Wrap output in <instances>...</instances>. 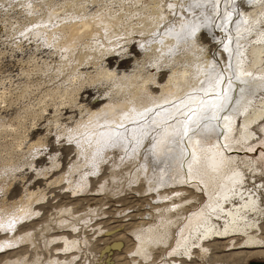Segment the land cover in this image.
<instances>
[{"label":"bare ground","instance_id":"bare-ground-1","mask_svg":"<svg viewBox=\"0 0 264 264\" xmlns=\"http://www.w3.org/2000/svg\"><path fill=\"white\" fill-rule=\"evenodd\" d=\"M5 1L16 7L20 5V8L14 15L16 26L13 30L6 32L3 24L0 27L1 80L14 78L18 83L33 81L37 84L48 80L50 85L53 80V83L70 80L63 90H55L61 91L60 94L68 97V101H56L52 106L55 125L61 128L57 134L59 146L55 147L56 144L50 141L53 137L50 112L47 111L50 107L44 102L38 103L36 109L30 106L20 111L22 119L17 121L16 127L0 128L1 150L15 147L14 152L10 149L9 153L7 150L6 154L0 155L2 161L11 163H6L7 167L21 165L23 161L33 165L42 155L41 148L45 151L51 149V145L55 148H78V154L85 159L79 163L86 164L102 142L110 141L113 145L125 133L127 140L130 137L136 141L135 145H139L134 149L136 159L133 158V162L136 166L137 162H142L145 164L142 166L154 176L152 171L159 159L150 158V161L139 154L143 146L149 147L147 153L150 156L153 147L164 146L170 127L169 133L175 132L172 144L179 149L181 158L178 159L181 160L175 168L170 164L164 167L153 181L156 183L158 177L160 179L164 172L169 171V183L184 185L170 193L166 190L159 192V196L168 197V201L164 199L159 205L160 212L156 215L154 227H139L136 231L142 240L137 252L143 254L145 260L151 259L154 250L160 246L162 252L171 249L169 257L178 258L166 259L162 264H188L186 259L192 258L197 251L205 256L212 245L218 246L226 240L229 249H238L232 251V255H242L246 259L250 256L264 257V249H258L264 248V178L255 177L264 175V87L261 86L264 83V36L261 32L256 44L244 49L242 64L237 66L221 57L226 51L225 45L231 40L228 34L233 24L232 17L226 18V13L234 10L226 9L228 0H143L140 6H136V0ZM114 1H122L119 9L115 10ZM247 3L249 6L241 15L238 11H233L234 14L248 20L249 29L256 22L264 23V0H247ZM168 30L181 35L180 48L177 41L170 43L166 40L167 49H164L165 41L161 39L163 32ZM112 33L115 35L111 43L105 44L104 38ZM109 46L114 47L113 51L108 49ZM106 49L108 52L105 53ZM208 53L218 61L210 58ZM139 58L141 60L138 61ZM206 58L207 63L204 61ZM148 64L156 65V71L151 73L146 68L140 78L142 70L135 68ZM206 64L214 66L213 75H206ZM221 73L224 74L222 85L210 87V94L206 95L207 88L203 89L206 82L209 79L215 82ZM234 73L244 79L251 78L253 86L241 93L240 89L247 86L240 81L232 82V89L227 93L229 102L215 112L216 119L204 137L192 135L191 131L185 137L176 136L178 121L198 112L202 101L215 102L216 92L228 88ZM85 79L89 82L85 83ZM108 79L113 80L114 86L103 91L99 82ZM6 95L3 91L0 96L3 116L14 108V101L8 104ZM18 96L20 98V93ZM2 115L0 118L4 122ZM139 121H146V126L134 129V124ZM24 124L22 137L14 136L16 142L11 145L13 138L7 139L6 132L18 130ZM41 134L45 136L25 146L28 150L22 148L26 140L32 141ZM159 134L161 137L156 138ZM260 147L263 148L258 150ZM6 171L11 173L8 169ZM186 193L190 198H183ZM42 195L33 197L39 199ZM186 200L195 202L186 205ZM51 264L66 263L54 260Z\"/></svg>","mask_w":264,"mask_h":264},{"label":"rangeland","instance_id":"rangeland-1","mask_svg":"<svg viewBox=\"0 0 264 264\" xmlns=\"http://www.w3.org/2000/svg\"><path fill=\"white\" fill-rule=\"evenodd\" d=\"M0 1V3L3 4H0V27L3 24V30L5 29L6 32H9L7 30L11 31L16 26L14 15H16V11H18L20 5L19 7L17 6V8L10 1L9 3L5 0ZM130 1L133 0H129V2ZM141 1L143 0H136L134 2L136 6H140L142 3ZM202 1L203 0H200V2ZM114 4L115 10L119 9L122 1H114ZM225 6L226 9H234L226 13V18H233V24L230 26V28H232L228 34L231 42L226 40L227 42L229 41V44L227 45V49L224 47L226 51L223 52L221 57L223 60H229L232 65L236 63V65L239 66L242 64L244 58V49H248L253 44H256V38L262 34L264 36L262 32L264 31V23L261 24L256 22V24L254 23L255 28L250 27L249 29L248 20L242 17L239 18L234 14L233 11H238L240 12L239 15H241L243 9L249 6L247 0H240L238 2L237 0H228ZM172 29L174 30L175 28ZM249 30L252 31L249 32ZM169 31L171 32V30L167 32L164 31L163 38L161 39L165 41L164 49H167L166 40H169L170 43L177 41V47L180 48L182 42L180 41L181 35L179 36L178 33L173 34ZM114 35L115 33H112L110 37L107 35L104 38L105 44L111 43V38L114 37ZM0 46H2V44H0ZM109 47L108 49L113 51L114 47ZM108 49L105 50V53L108 52ZM1 51L2 47L0 48V53ZM196 51L197 50H195V52ZM208 56L212 59L214 58L211 57V53H208ZM235 58L238 59V61H236ZM139 60L141 59L139 58L138 61ZM213 60L218 61L216 58ZM204 61L207 63L208 59L206 58ZM209 66L210 65L206 66V70H208L206 72L207 76L213 75L214 71V66ZM156 67V65L153 66L148 64L142 67L138 65L135 69L142 70L140 72L141 78L146 68L149 69L151 73H154ZM109 69L113 70V68ZM130 69L134 70L133 67H130ZM140 78L138 79L140 80ZM64 81L65 80H57V82L55 81L53 84L51 83V85L48 80L44 83L41 81L40 84L33 81L29 83L21 81V83H18L14 78H12V80L3 81L0 76V96L3 95V91H5L7 94L5 99L6 102L9 104L11 101H14V104H12L14 108L10 109L11 112L8 115L3 116L2 114L4 112L0 111L3 119H5L3 122L2 118H0V128L4 126L8 129L16 127L19 120L21 121L22 119L20 111L27 110L31 107L36 109L39 106L38 103L42 104L44 102L48 105V108L50 107V111H47L50 112L49 118L51 119H49V122L50 126H52L51 128H53L51 131L53 137L50 138V141H52L51 144H56L55 147L59 146V135L57 134L61 128L59 125H55L57 123L54 117L55 111L52 109V106L60 100L62 101L65 99V102L68 101V97L60 94L61 91L56 92L63 90L64 86L69 85V79ZM88 82L89 80L85 79V83ZM99 83L103 91H109L114 86L113 80L111 79L101 80ZM218 85H222V83ZM210 87L212 86H210L207 81L203 87V89L207 88V90H205L206 95L210 94L208 90ZM220 92L221 91H217L216 93ZM19 93L20 98L19 96L17 97ZM37 94L42 96V98ZM32 97L34 98L33 100ZM202 99L203 97L198 101ZM205 99H207V97H205ZM30 102L32 103L29 104ZM0 103H2L1 99ZM173 115H175V113H173ZM34 120L36 121V119ZM29 121L31 120L29 119ZM136 123L138 124H134V129L146 126L147 124L146 121L144 123L140 121ZM169 123L170 121L168 124ZM19 125L21 124L19 123ZM218 127L222 128L219 124ZM24 129L25 124L24 127L20 126L18 130H9L10 132H6L5 137L8 136L7 139L9 140L14 136L20 139L24 133ZM170 130L171 128L168 127L167 143L163 144L164 146H159L157 148L153 147L154 150L151 151V156L147 153L149 147L146 148L143 146L141 149L143 152L141 151L139 154L145 159H159L158 163L156 161V168L152 171L154 176H151V171L147 170L148 168L142 166L145 164L137 162V167L136 163L133 162V158L134 160L136 159L134 149L139 147V145H135L136 141L131 140L130 137L129 140H127V135L125 133L119 136L113 145L109 143L110 141L106 143L102 142L99 148L97 147L94 149L92 156L86 164L85 162L82 164L79 163L81 159L84 161L85 159L82 154H78V148L71 149V147H68L65 149V147L61 148V146L60 149L52 145L51 149H45V151L41 148L40 152L42 155L36 158L33 165L29 161H25L26 163L23 161L21 165L14 166L12 164L10 168L6 165V163L10 162L2 161L0 157V264H51V261L53 262L54 260H60L66 264H162L164 260L169 258H171V260L178 259L173 255L169 257V251L171 249L162 252L160 246L154 250L151 259L145 260L142 256L143 254L137 252L142 240L138 238L136 231L140 228L148 229L149 227H154V224L157 222H155L157 219L156 215L160 212L159 205L164 202V199L168 198L159 196V192L166 190V192L170 193L171 190L184 185L182 183L179 185L177 182L174 184L169 183V171L164 172L160 176V179L158 177L156 183L153 181L155 175L161 170L164 171L166 167H169V164L171 167L175 168L181 160L178 159L181 158V155L178 153L179 149L175 148L172 144L173 142H171L173 141L172 139L175 138V132L170 134ZM41 135L32 139V141L30 140L27 142L26 140L22 148L28 150L29 148L25 146L45 136V134ZM161 135L162 134H159L156 138H160ZM117 137L118 136H115V138ZM15 142V138H13L10 143L11 145H15ZM262 148L263 147H260L258 150ZM10 149L14 152L15 147L11 146ZM9 150L7 153H9ZM160 150L163 151L161 152ZM6 151L2 148V153H0V155L6 154ZM163 162H165V164ZM14 167L17 169L15 170ZM7 169L11 173L7 172ZM255 177L256 179L264 178V175L258 174L255 175ZM40 180L42 181L41 183L38 182ZM40 193L43 195L41 198H37V200L35 197ZM175 194L176 192L173 193V195ZM30 198L31 200H29ZM183 198H190V194L186 193ZM192 202L195 201L186 200L185 203L189 205ZM206 202L207 200L202 203L203 205H201L199 209H201ZM156 206H158L157 209L155 208ZM195 211L196 210H192L191 212ZM184 225L185 224L182 225V228ZM224 242L223 244L221 242L218 246L212 245L210 247L211 251H208L205 256H201L202 254L197 251L194 253L195 255H192L193 259H186L187 263L264 264V257L261 255L256 257L250 256L251 258L248 257L249 259L244 258L242 255H232L231 252L238 249H229L227 241L224 240ZM168 248L169 245L166 249ZM172 257L174 258L172 259Z\"/></svg>","mask_w":264,"mask_h":264},{"label":"snow or ice","instance_id":"snow-or-ice-1","mask_svg":"<svg viewBox=\"0 0 264 264\" xmlns=\"http://www.w3.org/2000/svg\"><path fill=\"white\" fill-rule=\"evenodd\" d=\"M227 49V45H225ZM224 79V74L221 73L215 79V82L212 79H209L208 83L210 86L216 87ZM240 81L242 85H246V88H241L240 91L243 93L253 86L252 79H244L238 75L232 76L229 80L228 88L218 93L217 100L215 102H201L200 110L198 112H193L191 116L186 117L184 120L178 121V128L176 129V136L185 137L188 135V132L191 131L192 135H200L204 137L208 131L211 130L212 121L216 119L215 112L224 108L225 105L229 102L230 96L227 94L232 89V82ZM264 87V83L261 84ZM215 110V111H214ZM182 115H184L182 113ZM191 138L190 136L188 137ZM175 142V140L171 141Z\"/></svg>","mask_w":264,"mask_h":264}]
</instances>
